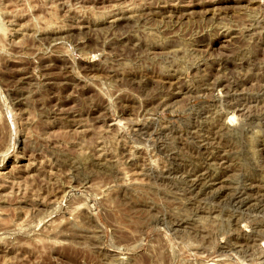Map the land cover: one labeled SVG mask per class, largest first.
I'll return each mask as SVG.
<instances>
[{
    "label": "rangeland",
    "instance_id": "374dc122",
    "mask_svg": "<svg viewBox=\"0 0 264 264\" xmlns=\"http://www.w3.org/2000/svg\"><path fill=\"white\" fill-rule=\"evenodd\" d=\"M0 264H264V0H0Z\"/></svg>",
    "mask_w": 264,
    "mask_h": 264
}]
</instances>
